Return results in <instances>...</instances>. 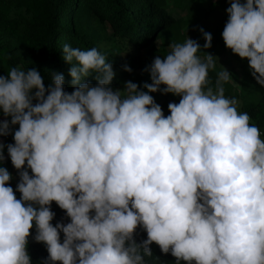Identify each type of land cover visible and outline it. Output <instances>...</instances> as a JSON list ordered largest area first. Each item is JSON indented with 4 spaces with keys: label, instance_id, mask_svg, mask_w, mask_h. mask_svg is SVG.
I'll return each instance as SVG.
<instances>
[{
    "label": "clouds",
    "instance_id": "clouds-1",
    "mask_svg": "<svg viewBox=\"0 0 264 264\" xmlns=\"http://www.w3.org/2000/svg\"><path fill=\"white\" fill-rule=\"evenodd\" d=\"M226 12L225 46L248 59L264 87V0H232ZM199 31L210 48L212 34ZM168 47L146 68L147 91L132 81L113 88L106 56L69 44L62 58L72 65L71 93L61 73L47 88L36 68L0 76V110L10 117L0 120V136L14 140L0 142V161L6 148L21 193L17 199L0 166V264H32L33 224L32 238L48 252L41 264H148L153 242L175 264H264L261 132L225 96L227 70L215 91L205 89L212 54L197 55L201 45L191 38ZM93 73L95 85L86 82ZM156 92L181 97L168 104L170 115L149 94ZM53 201L69 223L53 225ZM138 226L147 233L139 243Z\"/></svg>",
    "mask_w": 264,
    "mask_h": 264
},
{
    "label": "trees",
    "instance_id": "trees-1",
    "mask_svg": "<svg viewBox=\"0 0 264 264\" xmlns=\"http://www.w3.org/2000/svg\"><path fill=\"white\" fill-rule=\"evenodd\" d=\"M169 1L0 0V76H7L8 71L13 67L25 71L36 68L42 75L47 88L51 82L52 73H61L65 77L64 90L71 93L74 90L71 84L72 77L69 75L72 65L62 58L63 45L69 44L81 50L96 47L101 51L112 63L116 73L112 81L113 88L124 90V82L132 81L141 90L147 91L143 85L151 83V78L146 68L156 56H160L157 42L168 38L184 22L182 18L174 16L169 7ZM184 1L186 0H173V4L182 6ZM199 28L201 27L196 30L194 40L201 45L203 35ZM124 65H128L132 71H125ZM94 75V73L90 75L86 82L95 85L97 82ZM217 78L218 73L213 68L210 69L209 83L205 85V89L211 87L215 91ZM163 87L166 86L161 85V88ZM223 87L225 95L230 94L231 84L228 82ZM149 94L154 97L163 111H169L168 104L172 98H176V95L172 93ZM122 95L126 93L122 92ZM33 103L36 101L34 100ZM240 112H247L251 124L264 132V96L258 101L244 104ZM4 119H10V117H4L0 110V120ZM13 127L18 129L19 125ZM0 142L14 143L13 135L0 136ZM4 155L5 160L0 161V166L6 167L12 174L8 186L13 187L19 199L21 193L16 191V185L20 179L19 170L12 165L6 148ZM28 171L32 175L31 169ZM51 210L55 212L53 225L57 222L65 224L70 222L66 210L60 209L55 201L51 203ZM35 231V224H33L27 251L32 264H41V261L47 258L48 252L45 244L36 242L32 238ZM60 235L62 240L63 233L61 232ZM146 238V231L138 226L134 239L139 243ZM150 247L153 255L145 258L148 264H175L176 258L171 255V252L162 253L155 242ZM55 264H62V262L57 261Z\"/></svg>",
    "mask_w": 264,
    "mask_h": 264
},
{
    "label": "rangeland",
    "instance_id": "rangeland-1",
    "mask_svg": "<svg viewBox=\"0 0 264 264\" xmlns=\"http://www.w3.org/2000/svg\"><path fill=\"white\" fill-rule=\"evenodd\" d=\"M232 0H186L182 6L173 4V0L169 1V7L176 18L183 19V25L171 33L168 38L161 39L157 42L159 55H167L170 52L168 47L172 42L184 43L188 38L194 39L198 27H203L206 32L212 34V46L204 49L205 43L202 38V50L199 52L200 57H204L207 53L214 56L215 67L217 73L227 70L232 79L231 92L225 95L228 98L235 97L238 101V111L244 104L258 101L264 96V87L260 86L251 75V69L247 58H240L238 54H234L231 49L225 46L222 38V31L228 19L226 9L230 6ZM243 2V0H242ZM229 89V88H228ZM181 97L176 95L171 102L179 103ZM173 102V103H174ZM164 115H170V111H163ZM251 124V120H250ZM262 130H260L261 132ZM264 138V135H261ZM181 261V264H187Z\"/></svg>",
    "mask_w": 264,
    "mask_h": 264
},
{
    "label": "built area",
    "instance_id": "built-area-1",
    "mask_svg": "<svg viewBox=\"0 0 264 264\" xmlns=\"http://www.w3.org/2000/svg\"><path fill=\"white\" fill-rule=\"evenodd\" d=\"M261 135H264V132L263 131H261Z\"/></svg>",
    "mask_w": 264,
    "mask_h": 264
}]
</instances>
